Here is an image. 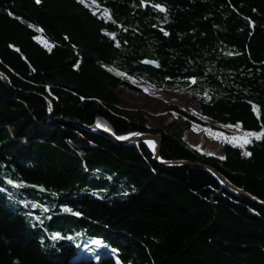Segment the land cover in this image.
<instances>
[{
    "label": "trees",
    "instance_id": "16d2710c",
    "mask_svg": "<svg viewBox=\"0 0 264 264\" xmlns=\"http://www.w3.org/2000/svg\"><path fill=\"white\" fill-rule=\"evenodd\" d=\"M95 1L0 0V264H264L263 208L79 125L156 132L162 158L264 201V136L207 154L184 139L201 117L174 104L150 127L117 93L192 90L214 122L264 133V0Z\"/></svg>",
    "mask_w": 264,
    "mask_h": 264
},
{
    "label": "rangeland",
    "instance_id": "374dc122",
    "mask_svg": "<svg viewBox=\"0 0 264 264\" xmlns=\"http://www.w3.org/2000/svg\"><path fill=\"white\" fill-rule=\"evenodd\" d=\"M95 11L99 10V6L95 0H82ZM107 14L106 12H104ZM36 39L49 49L52 43L45 40L40 35ZM138 89H131L127 86H119L117 93L121 97V105L128 108H141L148 116V126L157 127L171 119L174 114L170 110L171 105H179L191 113L201 117L207 123L200 125L192 124L191 128L184 132V139L197 148L201 152L212 155H224V145L231 143L239 146L242 153L246 155L248 152V144L255 135L246 136V133L260 134L262 131H249L242 127L240 123L219 124L214 122L210 117L202 114L199 105V93L188 89L182 90H163L156 88L150 83L142 80L128 77ZM231 125V127H228ZM237 138V139H233ZM90 245L100 248L104 245L103 239L99 237H85L83 239ZM82 239L79 243L81 244Z\"/></svg>",
    "mask_w": 264,
    "mask_h": 264
},
{
    "label": "water",
    "instance_id": "95a60500",
    "mask_svg": "<svg viewBox=\"0 0 264 264\" xmlns=\"http://www.w3.org/2000/svg\"><path fill=\"white\" fill-rule=\"evenodd\" d=\"M149 63L155 64L153 61H148ZM0 76L3 78V80L10 84V81L8 77L0 71ZM46 102L49 106L50 114L53 115V107L48 98L44 96ZM81 127L94 131L100 134H103L110 139L114 140L116 143L125 145V144H134L137 142L144 141L149 145V141H151L154 144V148L151 147V151L153 154V160L157 163H160L167 167H173V168H182V167H189V168H199L202 169L209 174H211L213 177H215L227 190L232 192L233 194L242 197L243 199L257 205L260 208L264 209V201L257 196L247 192L243 188L238 187L234 183H232L224 174H222L218 169H216L214 166L199 162V161H192L187 159H165L161 156V148H162V140L161 136L156 132H142V131H136L131 134L126 135H117L113 130L109 129L108 127L101 125L100 123H94L91 125H85V124H79ZM122 137H127V139H122Z\"/></svg>",
    "mask_w": 264,
    "mask_h": 264
},
{
    "label": "snow or ice",
    "instance_id": "6c2138e0",
    "mask_svg": "<svg viewBox=\"0 0 264 264\" xmlns=\"http://www.w3.org/2000/svg\"><path fill=\"white\" fill-rule=\"evenodd\" d=\"M37 2H39V0H37ZM160 10H161V11H164L163 8H161ZM193 83H195V81H193ZM254 110H255V109H254ZM228 127H231V125H229ZM245 135H246V136H249V135H255V136H257V138H260V137L264 136V133H260V134L246 133ZM122 139H127V137H122ZM233 139H237V138H233ZM148 143H149V145H150L151 147L154 148V144H153L151 141H149ZM246 155H251V154H250V153H246Z\"/></svg>",
    "mask_w": 264,
    "mask_h": 264
},
{
    "label": "crops",
    "instance_id": "0c3cea01",
    "mask_svg": "<svg viewBox=\"0 0 264 264\" xmlns=\"http://www.w3.org/2000/svg\"><path fill=\"white\" fill-rule=\"evenodd\" d=\"M42 37V36H41ZM44 38V37H43ZM45 39V38H44ZM45 40H47V39H45ZM48 41V40H47ZM44 45V44H43ZM47 47V46H46ZM48 48V47H47ZM236 146V145H235ZM248 152H249V150H248ZM218 156H220V157H223L224 155H218Z\"/></svg>",
    "mask_w": 264,
    "mask_h": 264
}]
</instances>
